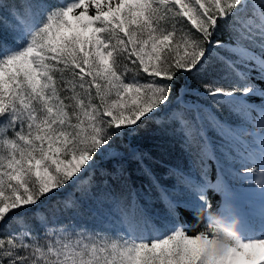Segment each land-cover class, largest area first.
<instances>
[{"label":"snow or ice","instance_id":"1","mask_svg":"<svg viewBox=\"0 0 264 264\" xmlns=\"http://www.w3.org/2000/svg\"><path fill=\"white\" fill-rule=\"evenodd\" d=\"M0 8V228H12L0 236V264H264V229L245 235L235 215L221 213L192 235L180 212L210 208L208 190L230 197L235 163L257 177L264 200V0H0ZM225 31L228 42L217 38ZM213 60L235 82L204 84L207 97L239 124L184 101L182 81ZM160 114L200 172L169 169L178 181L171 192L181 195L182 185L191 195L162 189L166 220L157 226L135 192L130 202L94 194L85 174L121 156L116 141ZM132 154L143 165L146 154ZM100 175L107 188L112 174ZM87 200L97 208L85 210Z\"/></svg>","mask_w":264,"mask_h":264},{"label":"trees","instance_id":"2","mask_svg":"<svg viewBox=\"0 0 264 264\" xmlns=\"http://www.w3.org/2000/svg\"><path fill=\"white\" fill-rule=\"evenodd\" d=\"M4 2L8 3L10 0H4ZM15 2L20 3L22 0H15ZM46 2L50 4H61L64 0H46ZM4 15V10L0 8V20H3ZM7 23L9 26L11 25V18H9ZM217 38L224 42L229 41V36L226 31L217 33ZM224 55H228V53H224ZM214 81L217 86L230 87L235 82V78L230 77L229 79H224L222 66L213 60V63L209 65L206 71L196 76H187L182 81L190 90L188 94L184 95V101L198 102L205 105L222 121L227 120L233 124L241 123L240 118L231 112L227 105H213L210 98L207 97L204 84ZM249 99L254 100L257 106L260 105L259 98L250 97ZM177 104L178 101L174 95L171 107L175 108ZM163 115L160 114L152 119L145 120L140 127L129 132L124 137L119 138L114 147L118 152L123 153V155L107 160L105 159L106 157L100 158L97 160L98 167L85 174V179L88 176H92L96 182L97 186L92 189L94 194H99L101 190L111 191L113 195L124 197L130 202L132 193L135 192L138 205L143 208L150 220L157 226L163 225L166 220V206L160 195L162 189L169 190V195L173 196V199L183 200L189 198L191 195L189 192L183 191L182 185L180 186L182 189L181 195L176 196L171 192V189L177 186L178 181L175 175L169 174V169L171 167H182L186 172L190 171L191 175L197 178L200 172L196 158L190 157L182 148V137L173 130L176 125L161 122ZM252 116L256 117L257 113L253 112ZM249 127L251 128V125ZM208 135L211 137L213 145L220 143V138L214 132L209 131ZM244 139L250 140L251 137L245 136ZM133 149L146 154L143 165L133 157ZM208 164L210 165V178L215 183L217 164L211 160L208 161ZM145 165L151 169V176L145 174L143 170ZM101 169L112 174L106 177L108 180L107 188H104L102 185ZM114 176L119 178H113ZM69 191L71 192L72 189H69ZM75 195L79 197L80 193L76 192ZM206 196L210 198V208L205 207L195 215L189 211H185L183 208L180 209L181 221L186 220L193 226L189 234L194 235L204 230L207 218L210 215L219 216L222 213L224 193L208 190ZM84 207L85 210L89 208L96 209L97 205L95 200H87L85 201ZM103 207L106 209L109 206L105 204ZM11 231L12 228H0V236H7ZM154 235H156L155 230L149 228L147 232L148 238L150 239Z\"/></svg>","mask_w":264,"mask_h":264},{"label":"rangeland","instance_id":"3","mask_svg":"<svg viewBox=\"0 0 264 264\" xmlns=\"http://www.w3.org/2000/svg\"><path fill=\"white\" fill-rule=\"evenodd\" d=\"M105 159L111 158L105 156ZM255 166V165H250ZM234 172L240 173L239 176L233 177L231 173L228 178L229 191L232 195L228 198H223V211L225 214L235 215L237 218L238 226L242 233L249 236L259 235L261 230L264 229V210L258 209L254 213L246 211V208L260 199L258 193L254 190L245 189L242 186L244 166L235 163L232 166ZM227 205V208H226Z\"/></svg>","mask_w":264,"mask_h":264},{"label":"bare ground","instance_id":"4","mask_svg":"<svg viewBox=\"0 0 264 264\" xmlns=\"http://www.w3.org/2000/svg\"><path fill=\"white\" fill-rule=\"evenodd\" d=\"M256 178L257 177H255V176H247V177L241 178L243 181L242 183L244 184L242 187L245 189L254 190L256 193H259V189L255 185ZM258 209L264 210V200H261V198L258 201H256L255 203L250 204L246 208V211L254 213V211H258Z\"/></svg>","mask_w":264,"mask_h":264}]
</instances>
